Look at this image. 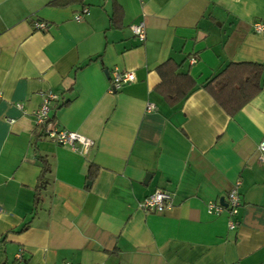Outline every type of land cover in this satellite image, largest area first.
I'll list each match as a JSON object with an SVG mask.
<instances>
[{
    "label": "crops",
    "instance_id": "0c3cea01",
    "mask_svg": "<svg viewBox=\"0 0 264 264\" xmlns=\"http://www.w3.org/2000/svg\"><path fill=\"white\" fill-rule=\"evenodd\" d=\"M53 1L0 0V264H264V81L232 115L201 86L229 62L264 63V0ZM167 58L197 84L172 107L155 90ZM114 68L135 80L111 88ZM40 92L93 143L36 141L51 171L34 205ZM236 181L238 212H208ZM156 188L170 206L144 211Z\"/></svg>",
    "mask_w": 264,
    "mask_h": 264
},
{
    "label": "trees",
    "instance_id": "16d2710c",
    "mask_svg": "<svg viewBox=\"0 0 264 264\" xmlns=\"http://www.w3.org/2000/svg\"><path fill=\"white\" fill-rule=\"evenodd\" d=\"M112 23L116 25L115 20ZM181 64L172 58H167L156 67L160 81L155 86V90L170 107L183 101L197 87L195 80L187 72L180 71ZM262 81H264V63L229 62L220 71L207 78L201 86L210 92L228 114L232 115L260 91ZM50 119L54 120L53 117ZM36 127L39 131L32 145L41 162V169L35 185L34 205H37L41 192L49 184L51 171L47 157L41 155L36 148V141L41 136H45L44 125Z\"/></svg>",
    "mask_w": 264,
    "mask_h": 264
},
{
    "label": "built area",
    "instance_id": "2783aa9c",
    "mask_svg": "<svg viewBox=\"0 0 264 264\" xmlns=\"http://www.w3.org/2000/svg\"><path fill=\"white\" fill-rule=\"evenodd\" d=\"M84 13H87V7L82 6L81 10L74 15L75 19H80ZM36 28H45L46 24L41 21H36L34 23ZM132 33L139 39H144L145 28L143 22H138L131 24L129 26ZM253 29L256 32H264V22L258 21L253 23ZM196 61L195 56L189 57V62L194 63ZM135 80V74L131 70H119L114 68L111 74L110 86L115 89L123 84L133 82ZM41 101L38 107L35 109L34 124L36 126L44 125V133L47 138L52 140L57 144H66L71 147L72 150L78 152H85L89 146L92 145V140L76 131L66 130L59 128L54 120L50 119L49 110L51 102L56 98V95L51 92H40ZM18 108H22L21 103H17ZM153 104L148 103L146 109H152ZM259 159L264 162V141L258 143ZM239 181H236L227 191L226 203L222 205L221 203L209 202L207 204L208 212H221L226 210L229 216H233L238 212L239 206V193H238ZM171 204V194L163 189L156 188L145 198H143L139 206L144 211H162L168 208ZM228 226L231 228L234 226V221L232 218L228 221ZM19 257V254H18Z\"/></svg>",
    "mask_w": 264,
    "mask_h": 264
},
{
    "label": "water",
    "instance_id": "95a60500",
    "mask_svg": "<svg viewBox=\"0 0 264 264\" xmlns=\"http://www.w3.org/2000/svg\"><path fill=\"white\" fill-rule=\"evenodd\" d=\"M148 177H149V174H146L145 177H144V182L147 181ZM220 203H221L222 205H225V203L223 202L222 199L220 200Z\"/></svg>",
    "mask_w": 264,
    "mask_h": 264
}]
</instances>
